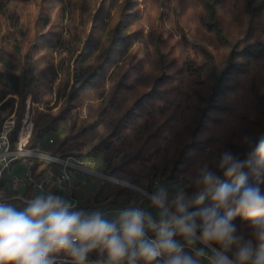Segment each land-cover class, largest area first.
Returning a JSON list of instances; mask_svg holds the SVG:
<instances>
[{
    "label": "trees",
    "instance_id": "obj_1",
    "mask_svg": "<svg viewBox=\"0 0 264 264\" xmlns=\"http://www.w3.org/2000/svg\"><path fill=\"white\" fill-rule=\"evenodd\" d=\"M28 108L30 147L100 156L106 174L149 193L192 195L198 166L220 174L222 152L247 159L264 140V0H0V128ZM257 171L253 156L249 184ZM90 182L85 208L141 196Z\"/></svg>",
    "mask_w": 264,
    "mask_h": 264
},
{
    "label": "clouds",
    "instance_id": "obj_2",
    "mask_svg": "<svg viewBox=\"0 0 264 264\" xmlns=\"http://www.w3.org/2000/svg\"><path fill=\"white\" fill-rule=\"evenodd\" d=\"M253 156L257 176H264L261 140L247 159L222 152L220 174L207 163L198 166L189 177L197 189L192 195L183 188L171 199L164 189L144 193L158 218L126 207L110 220L100 209L86 211L51 193L25 201L22 209L0 199V264H55L54 254L61 253L70 264H86L96 249L113 264H200L199 257L210 264H264V179L249 184L245 172ZM209 198V206L191 210ZM237 218L248 225L247 235L238 231ZM177 236L203 247L186 252Z\"/></svg>",
    "mask_w": 264,
    "mask_h": 264
},
{
    "label": "built area",
    "instance_id": "obj_3",
    "mask_svg": "<svg viewBox=\"0 0 264 264\" xmlns=\"http://www.w3.org/2000/svg\"><path fill=\"white\" fill-rule=\"evenodd\" d=\"M21 122L16 139L13 140V133L17 123ZM34 123L29 114V108L25 116L19 121L15 115L7 116L0 128V199L3 202L13 204L16 201L24 203L33 199L41 193L64 196L65 193L71 196L69 200L76 207L80 208L86 204L89 195L82 192L83 186L89 181L101 182L104 180L114 183H122L124 186H132L116 177L104 172V166L99 156L85 157L81 155H69L58 157L43 149L39 144L30 147L29 141L32 135ZM53 143V140H50ZM39 161H46L51 164L49 168L37 169ZM22 162L23 175L19 176L13 171L14 165ZM82 178L81 181H78ZM136 189L138 187L132 186ZM80 194L76 196L75 194ZM143 199L133 205H122L119 210L114 211L115 220L118 213L126 207H140L145 210L147 203ZM106 207L94 208L104 209ZM109 212L110 206L107 207ZM87 211V209H84ZM105 212V213H106ZM207 258V257H205ZM55 264H70V257L65 254H54ZM208 259V258H207ZM86 264H113L106 254L103 257L91 256L89 253ZM121 264H128L127 260ZM138 264H141L138 261Z\"/></svg>",
    "mask_w": 264,
    "mask_h": 264
},
{
    "label": "rangeland",
    "instance_id": "obj_4",
    "mask_svg": "<svg viewBox=\"0 0 264 264\" xmlns=\"http://www.w3.org/2000/svg\"><path fill=\"white\" fill-rule=\"evenodd\" d=\"M11 115H15L16 117H17V115H16V113L14 112V113H12ZM10 116V115H9ZM99 160H101L102 161V157H100L99 156ZM13 171L16 173V174H18L19 176H22L23 175V172H22V162H18V164H16V165H14V168H13ZM118 179V178H117ZM119 180H121V179H119ZM121 181H123V182H126V181H124V180H121ZM99 183H101V182H97L96 184H99ZM128 183V182H127ZM93 183H91V182H87L84 186H83V188L81 189L82 190V192L84 193V194H86V195H89L90 196V190H91V185H92ZM117 184V183H116ZM119 185H121L122 183H118ZM128 184H130V183H128ZM130 185H132V184H130ZM132 186H135V185H132ZM132 186H130L129 188H131V189H133V190H135V191H137L141 196H140V198L141 199H143L144 201V204L145 203H147V201L144 199V191H146V189H144V188H142V187H139V186H135V187H138V189H136V188H134V187H132ZM80 193H76L75 195L76 196H78ZM39 195H47V194H43V193H41V194H39ZM35 196H37V195H35ZM60 197H62L63 199H65V200H67V201H69L70 199H71V196H69V194H67V193H65V195L64 196H60ZM13 205L15 206V207H17L18 209H22L23 207H24V203H22V201H16V202H14L13 203ZM149 206V205H148ZM122 207V204H120V203H116V204H111L110 205V209H109V212H106V218L107 219H114L115 218V215H114V211H116V210H119L120 208ZM93 210H95L94 208H89V209H87V211H93ZM189 243H187L186 242V245H188ZM91 256H95V257H103V251H101L100 249H96V250H94V251H92L91 253ZM208 261L207 260H204V263H207ZM153 264H156V262H153Z\"/></svg>",
    "mask_w": 264,
    "mask_h": 264
},
{
    "label": "water",
    "instance_id": "obj_5",
    "mask_svg": "<svg viewBox=\"0 0 264 264\" xmlns=\"http://www.w3.org/2000/svg\"><path fill=\"white\" fill-rule=\"evenodd\" d=\"M144 193H149V192H147V191H144ZM108 210V208L106 207V208H104V209H102V211H104V212H106Z\"/></svg>",
    "mask_w": 264,
    "mask_h": 264
},
{
    "label": "crops",
    "instance_id": "obj_6",
    "mask_svg": "<svg viewBox=\"0 0 264 264\" xmlns=\"http://www.w3.org/2000/svg\"><path fill=\"white\" fill-rule=\"evenodd\" d=\"M81 209H89V208H88V207H87V208H85V207H83V206H82V207H81ZM111 220H112V219H111Z\"/></svg>",
    "mask_w": 264,
    "mask_h": 264
}]
</instances>
